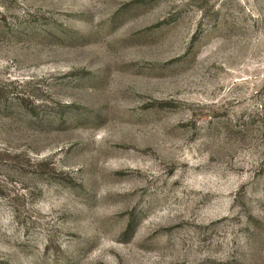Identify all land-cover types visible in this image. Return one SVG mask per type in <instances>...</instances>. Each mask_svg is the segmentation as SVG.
<instances>
[{
  "label": "rangeland",
  "instance_id": "1",
  "mask_svg": "<svg viewBox=\"0 0 264 264\" xmlns=\"http://www.w3.org/2000/svg\"><path fill=\"white\" fill-rule=\"evenodd\" d=\"M0 264H264V0H0Z\"/></svg>",
  "mask_w": 264,
  "mask_h": 264
},
{
  "label": "trees",
  "instance_id": "2",
  "mask_svg": "<svg viewBox=\"0 0 264 264\" xmlns=\"http://www.w3.org/2000/svg\"><path fill=\"white\" fill-rule=\"evenodd\" d=\"M23 101H24L23 98H20V97L17 96V98H16V102H18V104H22Z\"/></svg>",
  "mask_w": 264,
  "mask_h": 264
}]
</instances>
